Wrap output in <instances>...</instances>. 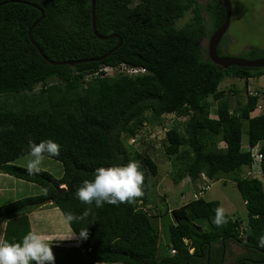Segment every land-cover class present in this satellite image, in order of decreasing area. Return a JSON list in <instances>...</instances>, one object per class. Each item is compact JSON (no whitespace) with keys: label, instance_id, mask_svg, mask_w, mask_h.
<instances>
[{"label":"trees","instance_id":"obj_1","mask_svg":"<svg viewBox=\"0 0 264 264\" xmlns=\"http://www.w3.org/2000/svg\"><path fill=\"white\" fill-rule=\"evenodd\" d=\"M0 3H4L0 5V172L43 190L41 195L1 206L0 223L42 207H57L64 218L68 213L82 217L90 207L86 217L66 221L90 264L91 260L92 264H225L232 244L242 250L232 264H264V247L258 243L264 236L263 182L257 176H242L243 168L254 164L256 149L264 178V112L254 114L260 96L247 92L246 101H237L234 108L230 99L241 90L220 89L226 78L247 82L263 76L264 69H223L204 54L200 41L209 39L225 20L221 0L204 4L198 0H96L97 34H117L121 46L101 62L72 67L46 62L27 32L42 12L31 39L50 61L102 57L118 39L94 36L91 0ZM187 14L190 20L177 27ZM222 41L219 57L226 56ZM263 57V51L249 47L243 58ZM120 65L144 72L129 76L118 71ZM102 66L116 69L115 74L94 76ZM208 98L215 104L214 112L209 110ZM166 115L185 118L182 130L173 126L165 133L164 153L179 163L173 170L174 183L187 177L201 185L202 174L209 182L231 175L247 220L243 226L226 215L228 223L216 227L212 219L219 202L191 200L170 212L167 249L160 253L159 232L147 207L150 176L157 175V165L148 154L132 158L125 141L136 140L148 123L162 125ZM45 140L60 145V155L50 157L62 165L59 178L43 170L29 174L27 168L13 164L28 155L30 141ZM130 161L138 162L144 175V195L134 203H105L97 208L75 196L84 180L94 179L97 168L126 166ZM62 185L64 193L53 204H43ZM81 230H88L86 239L80 237Z\"/></svg>","mask_w":264,"mask_h":264},{"label":"rangeland","instance_id":"obj_2","mask_svg":"<svg viewBox=\"0 0 264 264\" xmlns=\"http://www.w3.org/2000/svg\"><path fill=\"white\" fill-rule=\"evenodd\" d=\"M200 4L210 2L211 0H198ZM231 5V19L229 28L223 37L221 44L222 53L228 57L245 56V52L249 47H256L264 52V0H229ZM191 14H187L183 19L176 23L179 27L185 22H188ZM204 18L209 19L207 12H204ZM209 39L200 41L201 47L204 49V54H207V45ZM245 87V88H244ZM39 88V87H38ZM37 88V89H38ZM234 88L239 91L235 97H231L230 102L232 107L237 106V101L244 103L247 99L246 94L250 91H261L264 93V75L259 78L249 79L247 82L235 78H226L221 84L220 89L227 90ZM245 89V90H244ZM236 90V91H237ZM243 91V92H242ZM248 94V93H247ZM264 96V94H263ZM210 112L215 111V104L211 98L207 99ZM260 109L254 114L264 112V99L260 98ZM253 114V115H254ZM149 117V114H147ZM162 125L146 124L138 132L136 140H126L125 149L128 155L135 158V154H148L152 157L157 165V175L150 176V205L147 207L151 209L152 222L157 227L159 232V252H164L166 242L168 241L167 226L169 221H172L170 212L173 209L183 207L193 198V194L197 192L200 182L192 183L187 177H183L178 183H174L175 173L173 172L175 163L172 156H167L164 153V143L166 142L165 133L173 126H177L182 130V123L185 118H178L173 115H166L162 117ZM246 141V135L243 134V142ZM223 144H220L222 147ZM30 157L28 155L17 159L14 165L25 167ZM254 167V169H252ZM251 168H243L242 176H257L264 187V178L258 169L257 164ZM41 169L53 175L55 178L61 177L63 173L62 165L58 161L45 158L41 164ZM7 176V175H6ZM10 177V176H9ZM229 177L231 175L222 176L217 180L210 182V189L203 195L206 201H218L220 207L226 210V215L235 220L242 222L244 226L247 220V211L245 204L239 194V191ZM4 178H0V186H4L5 192H17L16 197L14 193H6L5 197L0 199V207L14 201L28 197L37 196L40 193V187L24 181L10 177V182H5ZM4 196V195H3ZM232 251L226 255L225 264H232L235 256L242 250L237 246L231 245ZM73 254L70 255L69 254ZM65 251L62 252L64 256ZM75 250H69L68 256L75 258ZM91 260V264H92Z\"/></svg>","mask_w":264,"mask_h":264},{"label":"clouds","instance_id":"obj_3","mask_svg":"<svg viewBox=\"0 0 264 264\" xmlns=\"http://www.w3.org/2000/svg\"><path fill=\"white\" fill-rule=\"evenodd\" d=\"M26 164L29 174L39 173L41 164L47 157L60 155V145L52 140L41 141L39 144L29 142ZM144 175L140 171V164L130 161L126 166L100 167L95 170L93 180H84L76 190L75 196L83 204L91 206L95 203L97 208L105 203L119 205L121 203H134L137 198L144 195ZM90 207L85 210L82 217H76L72 213L66 214V221L86 217ZM212 223L216 227H222L228 223L226 210L221 206L215 210ZM72 235L58 238L60 241L72 238ZM88 230H81L80 237L86 239ZM259 246L264 247V236L259 238ZM50 244L44 235L29 231L22 239V243L0 242V264H54L55 256Z\"/></svg>","mask_w":264,"mask_h":264},{"label":"crops","instance_id":"obj_4","mask_svg":"<svg viewBox=\"0 0 264 264\" xmlns=\"http://www.w3.org/2000/svg\"><path fill=\"white\" fill-rule=\"evenodd\" d=\"M14 162L13 164H15ZM0 178H4L7 183L10 182V177L1 172ZM61 187L65 186L62 185ZM40 189V193H36L37 196L43 194L41 187ZM5 191L7 190L4 189V186H0V199L7 196L5 195L6 193H14L13 196L16 197L17 192ZM26 197L28 198V196ZM29 231L44 235L46 240L50 244L52 243V251L55 256L54 264H90L88 258L80 249V243L78 242L77 236L73 233L61 211L57 207H42L29 213L19 215L9 221L0 223V242L7 241L9 243H22L23 237ZM71 234L73 235L70 239L63 241L58 239ZM69 250H75V258H70L71 255H73L71 253L69 254L70 257L68 256ZM64 251L66 254L63 256L62 252Z\"/></svg>","mask_w":264,"mask_h":264},{"label":"water","instance_id":"obj_5","mask_svg":"<svg viewBox=\"0 0 264 264\" xmlns=\"http://www.w3.org/2000/svg\"><path fill=\"white\" fill-rule=\"evenodd\" d=\"M95 1L96 0H91V26H92V32L94 34V36L99 39V40H109V39H113L116 38L118 39V43L116 44V46L110 50L108 53H106L104 56L99 57V58H93V59H86V60H76V61H63V62H53L50 61L41 51V49L38 47V45L31 39V33L32 30L34 29L35 26H37L39 24V22L42 20L43 18V13L41 12V16L31 25V27L28 29L27 32V36L30 40V42L32 43V45L36 48V50L38 51V53L42 56V58L48 62L51 65H62V66H75V65H79V64H85V63H96V62H101L103 61L105 58L109 57L113 52H115L122 43V39L119 37V35L117 34H110L107 36H100L97 34L96 31V21H95ZM12 2H20V1H12ZM223 6H224V10H225V20L223 22V24L210 36L209 41H208V45H207V56L208 59L210 60V62H212L213 64L223 68V69H227L229 67H240V68H253V69H257V68H261L264 69V57L263 58H259V59H255V60H248L245 58H240V57H219L217 55V48L221 42V40L223 39V37L225 36L228 28H229V24H230V19H231V5H230V1L229 0H221ZM24 4H28L31 5L29 3H25L22 2ZM4 3H0V5H2ZM65 187H60L57 189L55 196H53L51 199L45 200L43 202V204H53L56 199L65 191Z\"/></svg>","mask_w":264,"mask_h":264},{"label":"built area","instance_id":"obj_6","mask_svg":"<svg viewBox=\"0 0 264 264\" xmlns=\"http://www.w3.org/2000/svg\"><path fill=\"white\" fill-rule=\"evenodd\" d=\"M117 69L119 72L124 71L125 74H127L129 76L144 72V70L142 68L127 67L125 65H120ZM115 72H116V69H113V68L108 67V66H102L99 69H97L96 72H94V76H96L97 74L99 76H101L102 73L104 74L103 76H112L115 74ZM248 95H258V96H260V98L264 99V96L262 94L259 95L256 91H250L249 90ZM260 108L261 107L259 105L258 109H260ZM253 155H254L255 162L251 167H253L255 164H257V166H258L260 158H261L260 155L257 153L256 149L253 150ZM252 169H254V167ZM258 169H259V166H258ZM259 171H260V169H259ZM201 180H202V184L198 186L197 192L195 194H193L192 200H198L199 198H202L204 193L210 189V182L203 174L201 175Z\"/></svg>","mask_w":264,"mask_h":264}]
</instances>
